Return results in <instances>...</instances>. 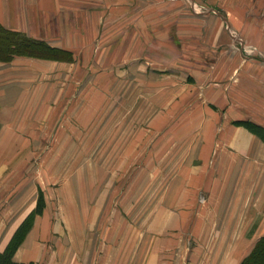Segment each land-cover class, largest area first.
Here are the masks:
<instances>
[{
    "label": "rangeland",
    "instance_id": "1",
    "mask_svg": "<svg viewBox=\"0 0 264 264\" xmlns=\"http://www.w3.org/2000/svg\"><path fill=\"white\" fill-rule=\"evenodd\" d=\"M126 1L73 0L67 18L61 11L54 25L31 28L38 38L27 36L56 59L17 55L39 59L42 87L13 141L19 153L0 177V211L9 200L29 210L23 221L35 214L25 228L43 214L42 225L57 230L56 255L89 246L91 264L143 262L144 243L162 241L147 228L177 214L178 167L198 162L199 136L210 126L199 117L227 109L209 103L225 98L206 73L215 59L186 56L190 47L184 58L179 46L193 44L167 40L176 9Z\"/></svg>",
    "mask_w": 264,
    "mask_h": 264
},
{
    "label": "crops",
    "instance_id": "2",
    "mask_svg": "<svg viewBox=\"0 0 264 264\" xmlns=\"http://www.w3.org/2000/svg\"><path fill=\"white\" fill-rule=\"evenodd\" d=\"M148 1L154 9V0ZM118 3L127 1L114 0ZM186 3L163 0V12H177L171 23L176 34L168 35L167 40L193 44L179 46L184 58L211 55L215 59L206 73L211 86L225 98L209 103L224 104L227 109L225 113L211 110L199 117V122L210 126L200 133L202 142L195 155L198 162L178 167L177 214L169 211L161 226L147 228L151 240L155 232L165 237L161 242L144 243V261L136 257L132 264H240L264 236V0ZM72 5L73 0H0V25L35 37L31 28L54 25L61 11L67 18ZM189 47L194 51L185 56ZM36 61L39 59L24 56L0 60V177L10 170L11 155L19 153L13 141L19 137L26 108L42 87L41 63ZM235 107L241 114L235 115ZM186 171L194 172L193 180L186 177ZM5 203L0 211V252L29 213L19 204L11 208L9 200ZM42 215L35 216L13 260L91 264L89 246L75 256L56 255L60 250L54 248L58 245L57 230L44 227ZM175 221L177 227L172 225ZM105 247L103 244L102 251ZM118 248L121 251L119 244Z\"/></svg>",
    "mask_w": 264,
    "mask_h": 264
},
{
    "label": "trees",
    "instance_id": "3",
    "mask_svg": "<svg viewBox=\"0 0 264 264\" xmlns=\"http://www.w3.org/2000/svg\"><path fill=\"white\" fill-rule=\"evenodd\" d=\"M51 51L55 52V50L45 42L30 38L19 31L10 30L0 25V60L8 61L17 55L56 59V56L50 53ZM34 215L29 214V216H27L19 225L5 249L0 252L1 264H22L13 260V254L31 228L33 219L26 228L24 227L25 222L30 216L34 217ZM240 264H264V236L256 241L251 252Z\"/></svg>",
    "mask_w": 264,
    "mask_h": 264
},
{
    "label": "built area",
    "instance_id": "4",
    "mask_svg": "<svg viewBox=\"0 0 264 264\" xmlns=\"http://www.w3.org/2000/svg\"><path fill=\"white\" fill-rule=\"evenodd\" d=\"M263 13H264V4H263Z\"/></svg>",
    "mask_w": 264,
    "mask_h": 264
}]
</instances>
